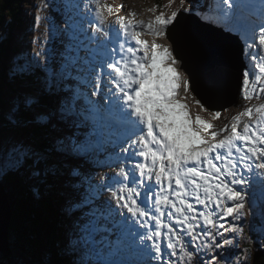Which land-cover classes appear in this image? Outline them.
<instances>
[{
  "label": "snow or ice",
  "instance_id": "obj_1",
  "mask_svg": "<svg viewBox=\"0 0 264 264\" xmlns=\"http://www.w3.org/2000/svg\"><path fill=\"white\" fill-rule=\"evenodd\" d=\"M90 3L87 27L72 14L79 4L69 2L58 39L49 24L44 48L14 56L8 87L0 80V175L22 174L37 198L42 190L70 193L64 241L16 264H166L165 257L167 264H246V250L242 260L231 250L245 222L256 243L264 239V224L251 227L264 219V104L220 128L193 115L179 94V41L169 48L142 38L168 37L179 12L147 23L130 13L106 25L104 11L113 8ZM224 4L229 22L254 33L242 53L252 70L241 71V95L264 96V25L255 32L244 17L254 7L264 15V0ZM191 87V78L183 80L185 93ZM221 115L212 111L213 120ZM111 164L117 170L95 180L94 169Z\"/></svg>",
  "mask_w": 264,
  "mask_h": 264
},
{
  "label": "rangeland",
  "instance_id": "obj_2",
  "mask_svg": "<svg viewBox=\"0 0 264 264\" xmlns=\"http://www.w3.org/2000/svg\"><path fill=\"white\" fill-rule=\"evenodd\" d=\"M22 1H23L22 8H20L19 10L23 11L24 14L26 12H28L33 17V19H31L30 15H29V19H30L29 21H27V20L24 21V19H23V21L25 22L24 27H22L21 29H14L12 31V33H11V25L6 24L2 28V30L0 31V40H2V39L9 40V41L12 40L13 42H10V43L13 44V46L18 47L19 52H21L22 49H26L30 45V52L31 53L35 52L37 50H42L44 48L45 45H44V43H41V42L45 41L48 38V35H49L48 26H49V24L52 25V36H59V30L57 29L56 25H63L62 17H64L65 13L67 12L66 3L69 4V2H71L73 5L80 4L79 0H61V6H55L56 5L55 0H53L52 6L46 5L47 2L45 0H22ZM101 1L103 2V3L101 2L102 6L103 5H109L113 8V12L111 15H109V13L107 12L106 9L104 11L106 25H113V23L116 24V18L118 16L133 18L130 16V13L135 14L134 20L143 21V22L146 21V23H147L149 20H154L155 16L161 12H163L167 16H170L173 11L179 12L177 20L180 19V22H182V23H184V20H186V18H188L187 15L189 16L190 14H192L194 12H198L201 15V19H203V23H208V24H214L215 23V24H217L212 19V13L206 7V4L209 2V0H101ZM157 1L161 2L162 4L157 5ZM189 4L194 5L193 10L191 12H187L184 10L188 7ZM121 6H123V7L121 8ZM8 8H9V6H7L4 1H0V14H1L0 15V21L3 18H5L7 14H11L10 11L8 10ZM92 8H94V5H92L91 7L88 8L89 12ZM149 9H156V11H149ZM86 10L87 9H82V8L78 7V8H74L73 13H72L74 17H79V16L83 15L85 27L88 26V19L90 18V15H88L86 13ZM182 11H185V12H182ZM225 11H226V6L224 4V0H221L220 6L218 8V12L221 15L226 17ZM252 13H254V12H252ZM90 14L94 15V13H90ZM192 15H195V14H192ZM246 15L250 16L251 12L247 11ZM20 16L24 17V15H20ZM37 16H39L41 18L40 21H38V23L40 25L39 28L35 26V21H37L36 20ZM195 16H197V18H198L197 14ZM32 21H33L34 26H35L34 34L31 33V26L30 25H31ZM262 22L263 21L258 22L257 26H260L262 24ZM228 23H229V21H228ZM179 25L181 26V23H179ZM217 25H219L221 28L225 29L224 31H232L233 33L238 35V37L242 40L241 44H242V53H243V49L246 47V41L254 33L252 31H250L247 34V32H244L243 30L236 28L234 25L227 24L226 22L221 23V24H217ZM201 27L205 28V25H202ZM36 29H39V31H37ZM170 29L174 33L177 31L178 27L170 28ZM204 32H205V29L203 31V34H204ZM9 36H12V37H9ZM204 36H207V35L204 34L203 37ZM146 37L149 40V43H151L153 41V39H155L156 43H158V44L167 46L169 48L175 47V45L173 44L172 35H169L168 37L154 38L151 35L146 34ZM207 41H209V44L211 45V39L209 36H207ZM222 48H223L222 49L223 54H221L220 52L212 51L213 54L214 53L218 54L216 56H220L221 61L225 58V55L228 53V50H229V48L227 46H223ZM19 52H11V54H12V56H17L18 58H23V56ZM242 53L240 55V58H241L240 61H243V64L239 63V67H240L241 71L245 66H247L249 68V70H252V64L248 61L247 57H245ZM11 59L12 58H8L5 62L8 63ZM196 60L198 62H200L199 56H197ZM232 60H233L232 65L230 67H227V69H228V73L230 75H232L233 78H235L236 75L239 73V68H236V66L234 65V57L233 56H232ZM6 67L8 68V66H6ZM177 67H178V71L182 77L181 88H180V93H179L180 98L183 100L185 97H187L185 102L189 105L191 113L193 115H195L196 113H199L200 115L203 116V118L205 117L204 119L211 121L217 128L223 127L225 125V123H228L230 126L232 123V118L235 115L242 112L245 107H255V106H259L260 104H264V100L262 98H260L262 96L257 97V96L253 95L251 99L245 100L243 98V96L241 95V92H240L239 95L237 96V99L235 100V102H233L229 107H226L225 108L226 110L225 109L220 110L222 113L221 118L213 120L212 110H208V111L202 110L195 103L196 99H201L199 97V92L201 89L200 83L192 80V87H191L190 91L185 93L183 90V80L189 79V78H191V79L192 78L196 79V78H195V76L192 75V73L188 72V70L185 66L181 67L178 65ZM261 67H264V64H261ZM226 71L227 70H225V74H226ZM0 72H1V68H0ZM212 75H213V73H212ZM262 79H264V77H262ZM200 81H202V80L200 79ZM7 87H8V84H7ZM224 94H225V91H222V95H224ZM228 98H229V96H228ZM245 120H247V117H242V122ZM241 126H242V123H241ZM241 129H242V127H241ZM101 162L102 163H109L107 160H105L103 158H102ZM113 165H114V169L112 168ZM113 165L111 164L108 167L95 168L94 169L95 180L99 181L101 179V176L105 173H109V171L111 169H113V170L110 172V174H113L117 170V165H115V164H113ZM3 177H4V174L0 175V190L2 192H4L7 189H17L19 187L21 188V190L23 192V185L21 182H19V184L16 186H12L14 180H16V173L15 172L10 173L9 177H5V179H3ZM8 178H10L12 181L6 180ZM5 180L7 181L6 183H5ZM4 185H5V188L3 187ZM9 186H12V187H9ZM11 192H12V194H15L14 190H12ZM56 194H57V190H56ZM67 194L68 193L63 194L64 199H65ZM255 194H256V197L259 198V196H260L259 189H256ZM108 195H109V193H107V196ZM37 199H38V201H37ZM33 201L35 203H37L35 208H33V209L30 208V206H28L29 207L28 208L26 205V202L23 201V199L21 197H18V196L14 197V201H13L14 203H10L6 200H4V203H1L2 206L5 205V207L8 210H11L13 208L17 209V214L14 213L13 211H11L10 221L7 224L8 235L5 236V233H3V232L0 233V238L5 237L4 238L5 243L3 245H4V249L6 251L3 252V255L4 254L9 255L8 257H6L9 260H6V261L8 263L10 262V264H16L17 261L29 260V258H26V257H25V259L23 258V256H24V254H23L24 246L22 245V243H23L22 237L23 236L30 234L29 239H30V241H32L35 244L36 243V235L43 232L44 229H48V226H49V230L51 231V235H48V236L53 237L54 236V235H52L53 233H57L58 231L63 230V228H61V230L53 229L52 225L55 224L53 217H58L57 220H59V214L54 213L53 212L54 210L50 213V209L48 208L49 203L46 204V203H44L45 201L43 198L39 199L37 197H36V200H33ZM61 201H63V198H61ZM47 202H49V201H47ZM58 210H59V208H58ZM246 210H247V207H246L245 211ZM22 211L24 214H21ZM39 214H41V216H39ZM42 214H45V218L42 217ZM1 215L2 214L0 212V216ZM63 216L65 217L64 226H65V229L67 232L69 227H70L71 221L64 214V212H63ZM35 220H37V223H35ZM247 220L252 221L253 217L248 216ZM236 223H239V222L237 221ZM261 224H264V219L258 217L255 224L251 225V227L254 228L256 231H261ZM0 226H1V220H0ZM230 226L231 225L229 223V227ZM22 227L24 229H27V232L21 231L20 228H22ZM241 227L243 228V232L238 234V240L235 242L236 246L231 250V252H233L232 255L234 254L233 257H239L242 260L244 257V254H245V252H243V251L246 250V254H248L246 264H256L254 257L258 253H261L262 251L264 252V239H262L258 244H255L257 237L254 235L253 231H250L249 223L245 222L241 225ZM248 231L251 234V237H252L251 239H249L250 235H249V237H247ZM28 232H29V234H28ZM47 234H48V232H47ZM243 239H245V240L243 241ZM6 241H7V245H6ZM243 242H244V244H243ZM252 242H255V243L253 244ZM0 246H1V244H0ZM10 247H14L13 253L11 252L12 254L10 253ZM237 250H238V252H237ZM249 253L251 255H249ZM209 255H211V253H209ZM205 259L207 260V257ZM2 260L4 261L5 259H1V261ZM137 260H139V259H137ZM165 262L167 264V257H165ZM151 264H157V262L155 260H153L151 262ZM259 264H264V262L259 263Z\"/></svg>",
  "mask_w": 264,
  "mask_h": 264
},
{
  "label": "bare ground",
  "instance_id": "obj_3",
  "mask_svg": "<svg viewBox=\"0 0 264 264\" xmlns=\"http://www.w3.org/2000/svg\"><path fill=\"white\" fill-rule=\"evenodd\" d=\"M220 1L221 0H209V2L207 1L208 3L206 4L207 9H209V11L212 13V19L217 24L224 23L228 20L227 17L221 15L218 12V8L220 6ZM245 3L252 4V5H258L259 0H245ZM247 11L251 12V16L255 18V21L257 23L264 21V19H263L264 15H261L259 7H254V8H250V9L245 10L244 16L246 18H247V15H246ZM182 12H185V11H182ZM252 12H254V13H252ZM189 16H191V15H189ZM187 17H188V15H187ZM187 19H189V17ZM145 23H146V21H145ZM179 23H181V26L183 25V23L180 22V19L178 20V24ZM217 24H215V23L214 24L204 23V25H205L204 34H206V35L207 34L213 35L215 33L218 34V36H216L215 38H213L212 36H209L211 39V45L209 44L208 47L205 45L207 42L209 43V41H207V36L203 37L204 34L202 31H200L202 36H199L197 31L195 30V32L192 33V36L190 37V39H188V47L187 48H182L181 47L182 44H180V43H179L180 47L176 48L178 55H182L184 57V65L189 60L188 64H189V68H191V70H195V72L198 71L197 70L198 69V63H201L202 68L198 73L201 74V76L204 78V81H200L199 77H197V79L192 78V80L200 83L201 89L199 92V97L202 99L203 103L211 106L212 111L225 109L226 107H229L233 102H235V100L237 99V96L240 93V79H241V69L239 67L240 62H239L238 58L234 59V65L236 66V68H239V73L236 75L235 78H233L232 75H230L228 73L227 67H230L233 63V60L231 61V59L233 56L232 53L234 52V45H232L231 42L227 43L224 41H220L218 44L219 47H221V49H223L222 48L223 46H227L229 48L228 53L225 55V58L222 61H221L220 56H216V55H218L217 53L213 54V52H212V51L218 52L214 47V41L219 40V39L221 40L220 33L225 30V29L223 30ZM113 25H115V23H113ZM194 27H196L197 30L201 28V26H198V25H194ZM172 33L173 32L170 29V35H172ZM142 38L146 39L149 42V40L146 37V34L143 35ZM180 38H181V36H180ZM174 40H175V38L173 37V44H174ZM189 40H192V41L189 42ZM234 40H235V43L237 44V47L242 48V44H241L242 40L238 36H234ZM198 45L199 46L201 45L200 49H202L204 51L205 55L199 56L200 62H198L197 60H195V62H193L191 59L194 58V53L192 52L191 48L196 49V47L198 48ZM200 49H198V50L200 51ZM203 51H202V54H203ZM225 70H227L226 74H225ZM191 72H192L193 76H196V73L194 71H191ZM212 73H213V75H212ZM209 80H211V82H212L211 88H209L207 86ZM222 91H225L224 95H222ZM228 96H229V98H228ZM260 98H262L264 100V96H262ZM231 99H232V102H231ZM240 127H242V126H240ZM117 168H118V165H117ZM3 187L5 188V185ZM4 200L10 202L8 192H7V190H5L4 192H2L0 190V202H2ZM10 211L14 212V209H11ZM4 251H6V250L3 249L0 252V254L2 256L1 259H5L4 261L2 260L1 262H3L2 264H10V262L8 263L6 261V260H9L8 258H6L9 255L8 254L3 255ZM11 252L13 253L12 247H10V253ZM135 258L139 259L138 257H135Z\"/></svg>",
  "mask_w": 264,
  "mask_h": 264
},
{
  "label": "trees",
  "instance_id": "obj_4",
  "mask_svg": "<svg viewBox=\"0 0 264 264\" xmlns=\"http://www.w3.org/2000/svg\"><path fill=\"white\" fill-rule=\"evenodd\" d=\"M0 1H4L5 4L7 6H9L8 10L11 13V14H7L6 17L0 21V31L2 30V28L6 24L11 25V33L17 26H19V28L24 27L25 15H24L23 11L19 10L20 8H22L23 1L22 0H0ZM159 4H162V3L157 1V5H159ZM20 15H24V17H22ZM23 19H24V21H23ZM9 37H12V36H9ZM10 42H13V41L12 40L11 41L4 40V39L0 40V68H1L0 80H2L4 82L5 88H7V84H8L7 67L6 66H8V64H9V62L6 63L5 61L8 58L14 57V56H12L11 52H19L18 47L13 46V44H11ZM19 53L23 56V58H27V56L29 55L28 51L26 49H22L21 52H19ZM6 104H7V100L5 98V102H4L5 107H6ZM10 173H14V172H12V171L6 172L4 174L3 179H5V177H9ZM6 180H11V179L8 178ZM6 180H5V183L7 182ZM19 182H21L23 185V192H22L20 187L17 189H7L9 199H10V203H14L13 202L14 197L18 196V197H21L23 199V201L26 202L27 207L30 206V208H32V209L35 208L37 203H35L33 200H36V196L33 193L31 184L29 183V181L25 177H23L22 174L16 173V180H14L12 186L18 185ZM12 186H9V187H12ZM12 190L15 191L14 192L15 194H12V192H11ZM40 198L44 199V201H45L44 203H46V204L49 203L48 208L50 209V213L54 210L53 211L54 213L59 214V220H57L58 217H53L54 223H55L54 225H52L53 229L61 230V228H63V230L58 231L57 233H53L52 234V235H54L53 237L48 236V235H51V231L49 230V226H48V229H44L43 232L36 235V243L35 244L32 241H30V239H29L30 234L28 232L29 235H25L22 237L23 238L22 245L24 246V249H23V254H24L23 258L24 259H25V257L29 258V259H33L37 254L42 252L44 249L50 248V247L56 245L57 243H62L65 239V234H66V229L64 226L65 217L63 216L64 205L61 204L62 194H60V192H58V191L56 194V190H42L41 195L39 196V199ZM37 201H38V199H37ZM47 201H49V202H47ZM58 208H59V210H58ZM13 209H14V213L17 214V209L16 208H13ZM21 214H24L23 211L21 212ZM39 216H41V214H39ZM42 217L45 218V214H42ZM35 223H37V220H35ZM20 230L23 232H27V229H24L23 227L20 228ZM47 232H48V234H47ZM250 237H251V234H250ZM252 243L254 244L255 242H252ZM255 244H258V243H255ZM12 249L14 250V247H12ZM254 260H255L256 264L264 262V252L262 251L261 253H258L254 257ZM2 263L3 262L0 261V264H2Z\"/></svg>",
  "mask_w": 264,
  "mask_h": 264
},
{
  "label": "water",
  "instance_id": "obj_5",
  "mask_svg": "<svg viewBox=\"0 0 264 264\" xmlns=\"http://www.w3.org/2000/svg\"><path fill=\"white\" fill-rule=\"evenodd\" d=\"M190 15L191 16H188L189 19L186 18V20H184V23H183L182 26H180L178 24L177 31L175 33H172V37L175 38L174 41H179V43L182 44L181 45L182 48H187L188 47V39H190V37L192 36V33H194L195 30L197 31V33H198L199 36H202L201 33H200V31L203 32L204 29H205L204 27H201L200 29L197 30V28L194 27V25L202 26V25H204V23H203L202 20H200L199 18H197V16L192 15V14H190ZM180 36H181V38H180ZM207 36H212L213 38H215L216 36H218V34L217 33H215L213 35H208L207 34ZM220 36H221V40L219 39V40H215L214 41V47H215V49L218 52H220L221 54H223V51H222L221 47H219V45H218L219 42L220 41H224V42H227V43L228 42H231L232 45H234V52L232 53L234 59L235 58H238L240 64H243V61H240L241 60L240 59V55L242 53V48L237 47V44L235 43V40H234V36H238V35H235V34H233L231 32L222 31L220 33ZM191 41L192 40H189V42H191ZM205 45L208 47L209 46V43L207 42ZM179 47H180V45H179ZM200 47H201V45L200 46L198 45V48L196 47V49L191 48L192 52L194 53V58L191 59L193 62H195V60L197 58L196 56H204L205 55L204 54V51L202 49H200ZM198 49H200V51ZM202 51H203V54H202ZM231 61H232V59H231ZM188 63H189V60L184 65L187 68L188 72H190V73H192L191 71H194L195 72V70H191V68H189V64ZM201 68H202L201 63H198V69H197L198 71L195 72L196 73L195 78L197 79V77H199V78L201 77L200 79L202 81H204V78L201 76V74L198 73L201 70ZM231 102H232V99H231ZM1 203H4V201L3 202H0V212L2 214L0 216V220H1L0 233L3 232V233H5V236H6V235H8L7 224L10 221L11 211L8 210L5 207V205L2 206ZM4 238H0V244H1V246H0V252L4 249V245H3L5 243V239ZM6 245H7V241H6ZM1 258H2V256L0 254V261H1Z\"/></svg>",
  "mask_w": 264,
  "mask_h": 264
}]
</instances>
